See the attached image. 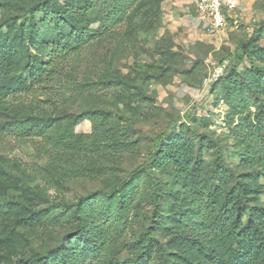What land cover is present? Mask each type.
<instances>
[{
    "label": "rangeland",
    "instance_id": "obj_1",
    "mask_svg": "<svg viewBox=\"0 0 264 264\" xmlns=\"http://www.w3.org/2000/svg\"><path fill=\"white\" fill-rule=\"evenodd\" d=\"M36 1L0 0V24ZM196 1L138 0L121 23L77 51L52 83L7 101L15 117L46 115L54 121L44 138L0 137V206L18 203L38 214L37 222L17 228L15 241L0 248V264L54 247L76 228L77 216H117L112 188L146 162L163 134L190 128L194 143L199 135L205 138L206 164L219 154L233 174L245 170L238 166L231 132L247 112L255 113L258 100L247 108L238 109L239 100L232 106L223 81L249 84L254 69L264 67V0H241L218 32L196 18ZM242 90L245 95L248 87ZM85 111L99 115L75 126L74 133L89 135L90 147L65 148L59 134ZM158 172L168 183V174ZM150 188L145 174L122 187L126 231L102 259L86 258V264H131L138 252L118 257V246L144 233L166 244L157 220L166 215L168 202L152 206Z\"/></svg>",
    "mask_w": 264,
    "mask_h": 264
},
{
    "label": "trees",
    "instance_id": "obj_2",
    "mask_svg": "<svg viewBox=\"0 0 264 264\" xmlns=\"http://www.w3.org/2000/svg\"><path fill=\"white\" fill-rule=\"evenodd\" d=\"M137 1L38 0L6 18L0 24V137L29 139L50 134L54 121L50 116L15 117L7 101L52 83L77 51L121 23ZM92 24L98 27L90 28ZM253 77L249 84L223 81L226 101L232 106L239 100L237 108H247L251 99L258 100L255 113L247 112L231 132L243 172L233 174L219 154L206 164L201 154L205 138L199 135L194 143L190 128L163 134L155 139L146 162L121 186L112 188L120 205L117 216H77L76 228L54 247L17 258L12 264H86V258L102 259L106 247L126 231L122 187L139 174L151 180L147 200L152 206L168 202L166 215L157 220L163 224L166 244L144 233L134 242L119 245L115 255L138 252L131 264L153 260L155 264H264V146L260 142L264 67L255 68ZM245 86L248 92L244 95ZM95 115L99 112L71 117L58 142L74 151L87 150L90 136L75 134L74 127L93 121ZM158 170L168 174V183L157 177ZM37 221L38 214L28 207L18 203L0 206V248L15 241L17 228Z\"/></svg>",
    "mask_w": 264,
    "mask_h": 264
},
{
    "label": "built area",
    "instance_id": "obj_3",
    "mask_svg": "<svg viewBox=\"0 0 264 264\" xmlns=\"http://www.w3.org/2000/svg\"><path fill=\"white\" fill-rule=\"evenodd\" d=\"M240 2L241 0H197L195 14L206 27L218 32L235 16L241 7Z\"/></svg>",
    "mask_w": 264,
    "mask_h": 264
},
{
    "label": "crops",
    "instance_id": "obj_4",
    "mask_svg": "<svg viewBox=\"0 0 264 264\" xmlns=\"http://www.w3.org/2000/svg\"><path fill=\"white\" fill-rule=\"evenodd\" d=\"M197 18V17H196ZM199 20V19H198Z\"/></svg>",
    "mask_w": 264,
    "mask_h": 264
}]
</instances>
